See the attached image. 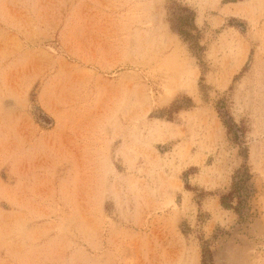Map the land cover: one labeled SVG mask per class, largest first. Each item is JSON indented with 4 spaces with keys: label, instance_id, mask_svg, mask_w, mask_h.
I'll return each mask as SVG.
<instances>
[{
    "label": "rangeland",
    "instance_id": "374dc122",
    "mask_svg": "<svg viewBox=\"0 0 264 264\" xmlns=\"http://www.w3.org/2000/svg\"><path fill=\"white\" fill-rule=\"evenodd\" d=\"M0 264H264V0H0Z\"/></svg>",
    "mask_w": 264,
    "mask_h": 264
}]
</instances>
